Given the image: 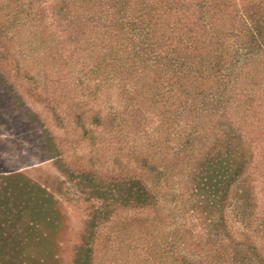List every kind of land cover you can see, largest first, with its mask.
Instances as JSON below:
<instances>
[{
  "label": "rangeland",
  "instance_id": "obj_1",
  "mask_svg": "<svg viewBox=\"0 0 264 264\" xmlns=\"http://www.w3.org/2000/svg\"><path fill=\"white\" fill-rule=\"evenodd\" d=\"M170 1L0 0V264H264V0Z\"/></svg>",
  "mask_w": 264,
  "mask_h": 264
},
{
  "label": "trees",
  "instance_id": "obj_2",
  "mask_svg": "<svg viewBox=\"0 0 264 264\" xmlns=\"http://www.w3.org/2000/svg\"><path fill=\"white\" fill-rule=\"evenodd\" d=\"M173 1H174V4H178V3H180V5H181L182 7H184V4L186 3L185 0H173ZM167 2L172 3L170 0H167ZM91 256H92V254L90 253V254H89V257H91Z\"/></svg>",
  "mask_w": 264,
  "mask_h": 264
}]
</instances>
